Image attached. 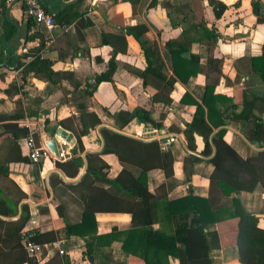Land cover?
I'll return each instance as SVG.
<instances>
[{
  "label": "crops",
  "instance_id": "1",
  "mask_svg": "<svg viewBox=\"0 0 264 264\" xmlns=\"http://www.w3.org/2000/svg\"><path fill=\"white\" fill-rule=\"evenodd\" d=\"M79 1L43 0V3L49 13L58 15L65 10L70 11V7L75 9L74 5ZM217 1L232 8L222 20L217 21L209 0L203 1L207 21L204 27L209 30L214 27L219 36L217 46L210 48L204 44V31L194 28L179 17L190 15L184 6L191 0H90L86 4L90 6L87 15L94 25L83 30V39L76 25L64 29L56 25L51 33L47 30L50 42H42L43 36L38 34V40L29 44V48H32L45 43L42 57L53 64L55 72L71 75L62 80L58 87L44 75L32 73L26 77L20 69L24 63L19 54L21 47L16 50L11 46L7 48L8 43L4 44L0 64L6 58L7 65L0 69V135L10 130L9 125H16L11 117L17 111H23L27 117L18 122V126L21 127L24 121L33 129L37 128L42 146L56 138L62 148L61 143L65 139L57 136L60 129L72 135L76 141L74 146L69 144L70 155L67 159L57 160L54 157L40 165L22 161L7 164L12 179L29 196L23 202L30 208L29 223L35 220L40 225L37 230L40 233L39 249L34 258L27 253L22 241L32 264H93L87 253L88 245L101 251L95 258V264H130V255L124 252L123 243L116 240V234L133 228L131 214L99 213L96 216L97 234L86 238H66L62 235L64 221L53 203L54 199H58L64 206L70 225L79 224L85 210L82 196L86 192L84 177L88 165L103 167L102 175L110 180H116L123 173L124 164L117 155L103 154L105 141L101 130L106 129L140 141L134 133L142 129V126L150 127L135 121L120 130L114 117L129 107L151 112L158 124L153 129H157L164 140L172 137L176 139L170 144L169 150L174 158L173 178H167L163 163L157 161L154 168L147 172L150 193L163 202L190 195L211 198L215 202L218 211L216 216L221 222L210 224L204 232L206 238L210 239L208 247H211V251L209 261H198V264H264V187L259 185L252 192H233L230 196H226L221 188L218 190L211 187V176L215 171L213 159L218 150L224 167L235 176L243 173L248 161L264 153V144L248 140V135H252L255 129V121L236 120L244 112L243 101L253 100L252 114L261 119L264 125V76L250 74L246 63L239 65L242 59H258L264 53V0ZM165 3L174 8H165ZM236 4L240 6L234 7ZM6 5V19L17 29V36L19 31L15 24L28 27L23 0H13L10 5L6 2ZM121 25L125 28L142 26L146 29L145 39L150 46L160 49L166 64L165 74L174 82V90L170 94L156 88L155 83L145 89L140 78L124 69V65L147 68L140 45L133 36H127L126 54L117 57L119 67L113 81L99 83L98 79L108 70L113 54L112 47L104 46L103 36L126 33L121 31ZM44 28L36 26L34 31L41 33ZM172 40L188 47L191 55L200 60V72L187 83L180 82L172 63L166 58L168 49L165 47ZM25 45L23 41L22 47ZM10 60L14 65H10ZM17 61H20V67H17ZM208 85H215L214 96L217 101L214 109L223 114L221 120L225 123L213 128L208 148L204 139L196 136L197 150L190 151L181 131L193 122L197 106L184 103L182 99L190 94L192 99L203 105L206 120H209V108L204 105ZM153 99L163 100L168 105L155 103ZM86 113L97 115L101 125L91 130L89 135L80 137L78 132L84 130ZM208 123L213 127L210 121ZM55 129L53 135L51 131ZM220 132L222 138L218 137ZM5 136L10 137L9 134ZM140 142L151 145L154 141ZM15 146L19 147L21 158H28L23 139L16 141ZM189 155L200 159L194 165L191 182L186 181L184 172V161ZM77 157H81L84 162L77 178L66 175L56 167L57 161L67 163ZM234 201H237V211L241 214L230 219L235 212ZM163 210L159 213L161 223L156 224L155 229L174 235L177 222L171 223ZM20 215L21 206L16 217L3 220L17 221ZM216 232L221 245L214 237ZM189 236L194 255L197 257L205 253L206 248L200 241L201 233L193 229ZM59 237V240L66 242L67 255L61 256L57 249L49 247L48 242ZM21 252L12 250L9 244L3 245L0 248V264L20 263L23 256ZM170 264L184 263L180 258L171 257Z\"/></svg>",
  "mask_w": 264,
  "mask_h": 264
},
{
  "label": "trees",
  "instance_id": "2",
  "mask_svg": "<svg viewBox=\"0 0 264 264\" xmlns=\"http://www.w3.org/2000/svg\"><path fill=\"white\" fill-rule=\"evenodd\" d=\"M89 1L80 0L74 5L76 10L70 7V11L67 12L65 10L55 15L56 24L63 29L76 25L83 39V30L94 25L87 15L90 6H86V4ZM203 1L191 0L189 4L184 6L190 12V15H180L179 17L193 25L194 28L203 30L206 37L204 44L210 48H214L218 44L219 36L215 33L214 27L212 30L204 27L207 21L203 10ZM209 3L212 6L217 21L222 20L225 14L232 8L217 0H209ZM164 6L165 8H174L171 4L167 3ZM239 6L240 4H236L234 7ZM6 11V0H0V63L3 58L4 44L9 43L17 34V29L6 19ZM27 24L30 35L27 38L25 46L29 49L30 55L34 59L30 63H23L20 69L23 70L26 77L32 73L44 75L57 87L58 85L60 86V82L68 79L67 77L71 75L55 72L53 64L42 57L45 43L44 45L40 43L39 46L29 48V44L38 40V34L43 36L42 42L45 40L49 41L47 29L44 28V32L41 31V33L34 31V28L38 27V25L31 18H28ZM120 29L126 33L104 34L103 36L104 46L112 47L113 54L108 70L98 79L99 83L113 81V77L119 67L117 57L120 54H126L128 48L127 36H133L140 45L147 62V68L140 69L124 65V69L132 76L140 78L143 81L145 89L155 83L156 88L162 89L164 92L167 91L170 94L174 90V82L169 80L165 74L166 64L160 49L150 46L145 39L146 29L142 26L125 28L122 25ZM165 48L168 49L166 58L172 63L175 74L180 82L187 83L192 76L200 72V60L191 55L188 47L178 41L172 40L166 44ZM9 63L10 65H14L12 60ZM241 63L247 64L250 74H261L264 76V53L258 59H242L239 61V65ZM214 94L215 85H208L204 105L209 108V120H206L203 105L192 99L190 94H186L182 99L184 103H191L197 106L193 122L187 124L186 128L181 131L186 138L187 147L190 151L197 150L196 136L202 137L208 148L213 128L223 126L225 123L224 120H221L223 114L214 109L215 101H217ZM188 98L192 100L188 101ZM262 100L264 102V99ZM153 102L168 105L167 102L165 103V101L159 99H153ZM253 104V100L245 99L243 101L244 112L240 116H237L236 120L255 121V129L252 131V135H248V140L251 143L264 144L263 121L252 114ZM26 117L23 111H17L11 117L15 120L16 125H9L10 130L0 135V248L3 245L9 244L12 246V250H22L24 254L21 252L23 256L20 263L32 264L31 259L27 256L22 246L23 232L31 219L29 206L23 204L24 201L28 200L29 196L12 179L11 170L7 165L11 161L30 163L28 158H21L19 147L15 146L16 141L24 139L29 134L28 129L18 126V122L24 120ZM114 117L120 130H124L135 121L150 128H157L158 126L151 112L143 108L129 107ZM217 119L218 121H216ZM208 121H210L213 127L209 125ZM47 125L49 124L46 122V127L49 129ZM100 125L101 120L97 115L86 113L84 115V130L78 133L80 137H85L90 134L91 130L96 129ZM55 132L56 129L51 131L53 135ZM8 134L10 137L6 138L5 135ZM101 134L105 141L103 154L117 155L122 164H124V171L116 180H110L107 176L102 175L103 167L96 168L88 165V170L84 177L86 192L82 196L85 210L82 222L79 224L70 225L65 216L64 206L58 199L53 200L59 217L65 224L62 235L66 238H71L72 236L86 238L98 232L97 214L128 213L133 216V228L129 231L117 233L116 240L123 243L124 252L130 255V264H170L171 257L180 258L184 264H198V261H209L211 247L208 246H210V239L206 238L207 234L205 235L204 232L210 224L221 222L217 219L216 212L218 211H216L213 199H204L190 195L166 200L165 202L161 201L158 196L150 193L148 189L147 172L159 161L163 163L167 178H173L172 166L174 158L172 154L170 152H163L157 141H154L151 145H146L133 138L116 134L106 129L101 130ZM221 136L222 132L218 134L219 138H222ZM7 139L9 140L7 141ZM36 141L38 146H41L39 137L36 138ZM221 159L222 155L220 150H218L216 157L213 159L215 171L211 176L212 188H218V190L221 188L226 196H230L233 192H252L259 185L264 187V153L248 161L243 173L238 176L229 173L221 162ZM199 161V158L192 155L186 157L184 172L187 182H191L194 165ZM83 166L84 162L81 157H77L67 163L59 161L56 163V167L59 170L64 171L66 175H71L73 178L78 177ZM234 205L235 212L231 214L230 219H235L241 214L237 211V201H234ZM20 206L21 215L17 221L3 220V218L10 219L16 217L19 214ZM162 209H164L163 212L171 223L177 222L174 235H169L162 229H155L156 224L161 223L159 213ZM193 229L201 233L202 238L200 237V241L206 248L205 253L198 254L197 257L194 255L190 243L189 235ZM39 234L36 230L34 241L37 245L39 243ZM214 237L218 244L221 245L217 232ZM59 239L60 237L52 239L48 244L54 243ZM87 253L91 262L95 264V258L101 254V251L88 245Z\"/></svg>",
  "mask_w": 264,
  "mask_h": 264
},
{
  "label": "built area",
  "instance_id": "3",
  "mask_svg": "<svg viewBox=\"0 0 264 264\" xmlns=\"http://www.w3.org/2000/svg\"><path fill=\"white\" fill-rule=\"evenodd\" d=\"M7 4H11L13 0H6ZM24 10L27 18H31L38 26L45 27L50 33L56 27L55 15L49 13L43 4V0H23ZM20 56L24 59V63H30L33 61V57L30 55L29 49L24 46L19 49ZM24 122V121H23ZM21 122V127L29 130L27 137L23 139L24 147L27 150V157L32 164L40 165L45 161L54 158L51 151L46 146H38L36 138L39 137V130L33 129L28 123ZM136 139L140 141H158L163 152H170V144L174 142L175 138H169L164 140L157 129L143 128L134 133ZM60 148V160L67 159L70 155L69 143L64 140L61 143ZM29 225V226H28ZM23 232V244L27 253L31 257H35L39 246L35 243V231L40 229V225L37 221L32 220ZM66 242L64 240H58L54 243H50L49 247L57 249L61 256L67 255L65 251Z\"/></svg>",
  "mask_w": 264,
  "mask_h": 264
},
{
  "label": "water",
  "instance_id": "4",
  "mask_svg": "<svg viewBox=\"0 0 264 264\" xmlns=\"http://www.w3.org/2000/svg\"><path fill=\"white\" fill-rule=\"evenodd\" d=\"M15 26L18 28V35L14 37L8 44V47H13L14 49L18 50L20 47L23 45V41H27L28 38V27H20L17 24ZM44 45V43H43ZM17 67H20L21 63L20 61H17ZM7 65V59L5 58L4 62L0 64V69L5 67ZM57 136L61 137L62 139H65L69 144L72 146L75 145V139L73 138L72 135H68L67 132H64L62 129L58 130ZM46 147L51 151L53 156L57 159L60 160V148H59V143L56 138H53L51 141L46 143ZM34 262V261H33Z\"/></svg>",
  "mask_w": 264,
  "mask_h": 264
}]
</instances>
